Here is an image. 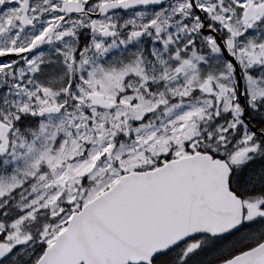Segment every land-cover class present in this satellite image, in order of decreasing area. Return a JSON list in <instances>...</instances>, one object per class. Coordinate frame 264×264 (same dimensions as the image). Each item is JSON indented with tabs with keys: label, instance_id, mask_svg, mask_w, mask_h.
Segmentation results:
<instances>
[{
	"label": "snow or ice",
	"instance_id": "1",
	"mask_svg": "<svg viewBox=\"0 0 264 264\" xmlns=\"http://www.w3.org/2000/svg\"><path fill=\"white\" fill-rule=\"evenodd\" d=\"M0 264H264V0H0Z\"/></svg>",
	"mask_w": 264,
	"mask_h": 264
}]
</instances>
